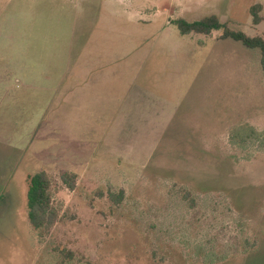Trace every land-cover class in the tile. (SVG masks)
Wrapping results in <instances>:
<instances>
[{"label":"rangeland","instance_id":"obj_1","mask_svg":"<svg viewBox=\"0 0 264 264\" xmlns=\"http://www.w3.org/2000/svg\"><path fill=\"white\" fill-rule=\"evenodd\" d=\"M211 15L264 39V0H0V264H264L260 54Z\"/></svg>","mask_w":264,"mask_h":264},{"label":"trees","instance_id":"obj_2","mask_svg":"<svg viewBox=\"0 0 264 264\" xmlns=\"http://www.w3.org/2000/svg\"><path fill=\"white\" fill-rule=\"evenodd\" d=\"M261 10L262 6L259 4L251 8L252 21L255 25L263 20L260 15ZM174 24L182 35L190 33L210 35L215 30H222V39L232 38L248 48L259 51L261 69L264 74V39L262 37H249L242 31H232L222 24L216 15L192 22L177 19L174 21ZM61 179L70 190L75 189L77 181L76 174L65 172L62 173ZM26 205L29 223L40 237L45 236L55 225L58 218V213L52 205L51 181L45 172H40L29 177ZM256 249L255 247L253 251Z\"/></svg>","mask_w":264,"mask_h":264},{"label":"crops","instance_id":"obj_3","mask_svg":"<svg viewBox=\"0 0 264 264\" xmlns=\"http://www.w3.org/2000/svg\"><path fill=\"white\" fill-rule=\"evenodd\" d=\"M211 34H212V33H211ZM211 34H210V35H211ZM125 110H127V109H125ZM125 110H124V111H125ZM124 111H122V114H123ZM120 115H121V114H120Z\"/></svg>","mask_w":264,"mask_h":264}]
</instances>
